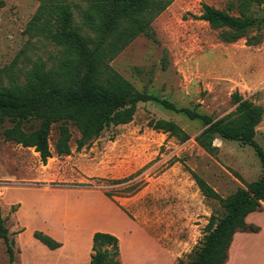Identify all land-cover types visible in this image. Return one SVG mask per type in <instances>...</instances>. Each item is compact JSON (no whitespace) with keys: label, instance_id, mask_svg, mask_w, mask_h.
<instances>
[{"label":"rangeland","instance_id":"1","mask_svg":"<svg viewBox=\"0 0 264 264\" xmlns=\"http://www.w3.org/2000/svg\"><path fill=\"white\" fill-rule=\"evenodd\" d=\"M70 1L77 19L85 3ZM38 4L0 0V69L9 67L21 82L33 64L40 60L51 65L60 54L50 41L25 33ZM203 4L241 16L240 0H173L151 24L156 41L136 38L111 67L138 92L215 120L234 111L235 92L264 109V22L244 38L226 43L219 30L195 18ZM246 13L258 20L263 17L257 4ZM158 120L172 121L189 139L181 142L149 127ZM7 126L0 127V209L12 256L0 238V264H67L65 257L75 247L69 228L77 224L87 232L119 225L125 230L127 218L145 225L164 243L176 244L181 255L177 260L188 262L204 238L210 216L225 214L218 201L202 196L192 174L223 198L263 175L251 147L217 138V150L209 154L196 142L202 123L154 102H140L129 124L104 130L79 152L80 134L70 125L69 156L56 155L58 128L53 125L52 158L46 165L33 149L4 141L2 130ZM255 141L264 151V118L256 127ZM103 197L115 209L106 208ZM35 231L63 248L49 250L33 237ZM79 247L85 250V242Z\"/></svg>","mask_w":264,"mask_h":264},{"label":"trees","instance_id":"2","mask_svg":"<svg viewBox=\"0 0 264 264\" xmlns=\"http://www.w3.org/2000/svg\"><path fill=\"white\" fill-rule=\"evenodd\" d=\"M37 1L39 6L27 23L25 33L50 41L60 49V54L51 65L40 60L33 64L23 82L11 76L9 67L0 69V127L9 125L2 130L4 141L33 149L42 165H46L52 158L49 138L53 125L58 128L56 155L69 156L70 125L80 134L76 142L79 152L104 130L129 124L140 102H154L190 121L202 123L204 130L196 142L209 154L217 150L213 145L217 138L251 147L263 175L226 198L200 176L192 174L202 196L218 201L225 214L220 218L211 215L204 228V238L194 248L189 261L179 259L175 264H225L236 232L259 231L258 227L246 224L245 219L250 213L260 211L264 202V151L255 141L256 127L264 118V109L235 92L231 95L234 111L215 120L177 107L166 99L138 92L111 67L110 62L136 38L142 36L156 41L151 24L173 0H79L84 1L85 7L77 19L70 0ZM253 4L261 7V20L246 13ZM240 6L241 16L234 17L203 4L201 14L195 18L219 30L223 42L233 43L264 22V0H240ZM4 78H8L7 85ZM149 127L169 133L181 142L189 139L172 121H151ZM33 237L49 250L61 247L60 242L42 232L35 231ZM0 238L12 256V243L1 209ZM91 251L89 264H121L117 259L119 247L115 236L94 233Z\"/></svg>","mask_w":264,"mask_h":264},{"label":"crops","instance_id":"3","mask_svg":"<svg viewBox=\"0 0 264 264\" xmlns=\"http://www.w3.org/2000/svg\"><path fill=\"white\" fill-rule=\"evenodd\" d=\"M101 200L105 203L103 205L106 208L115 209L108 204L106 198L103 197ZM127 220L130 224L125 230L121 229L119 225L93 228L87 232H83V229L80 231L77 224L75 228H69L67 232L72 234V238H70L75 243V247L66 255V263L89 264L92 237L96 232L110 234L118 239L119 254L117 259L121 264H175L178 261L177 258H181V255H178L176 244L164 243L156 235L154 236L145 225L132 223L128 218ZM245 221L248 225L258 227L259 231L256 233L236 232L229 246L225 264H264V202L261 210L250 213ZM64 230L66 232L65 228ZM51 234L56 239L58 238L56 234ZM80 239L83 241L80 242ZM83 242H85V250H81L79 247ZM61 248L63 246L55 251L61 250Z\"/></svg>","mask_w":264,"mask_h":264},{"label":"bare ground","instance_id":"4","mask_svg":"<svg viewBox=\"0 0 264 264\" xmlns=\"http://www.w3.org/2000/svg\"><path fill=\"white\" fill-rule=\"evenodd\" d=\"M22 209V208H21Z\"/></svg>","mask_w":264,"mask_h":264}]
</instances>
